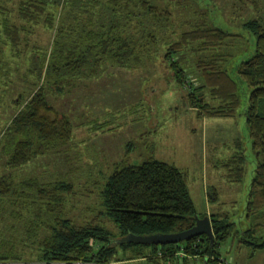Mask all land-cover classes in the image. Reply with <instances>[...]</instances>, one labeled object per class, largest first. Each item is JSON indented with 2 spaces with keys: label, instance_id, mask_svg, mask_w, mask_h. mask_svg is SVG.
Here are the masks:
<instances>
[{
  "label": "trees",
  "instance_id": "1",
  "mask_svg": "<svg viewBox=\"0 0 264 264\" xmlns=\"http://www.w3.org/2000/svg\"><path fill=\"white\" fill-rule=\"evenodd\" d=\"M167 4L162 9L155 0H0V83L11 81L12 65L19 66L22 49L28 63L21 78L26 87L10 100L14 114L0 131V156L6 159L8 169L16 170L64 146L71 139L72 125L67 116L59 115L50 105L48 93H62L64 87H72L73 80L99 75L107 63L122 69L144 67L165 44L162 58L175 84L188 88V105L199 117H234L241 103L235 77L248 90L244 117L255 159L244 212L249 225L241 233H233L235 226L224 215L211 214V244L202 235L178 244L119 245L117 240L129 234L183 232L195 225L196 217L206 216L197 214L184 173L156 159L139 165L117 163L106 179L100 191L102 214L113 223L116 235L98 223L77 226L63 217L64 195L73 190L65 180L42 184L28 178L15 183L12 174L2 176V202L14 206L19 199H32L39 210L37 218L44 208V223H50L46 236L35 243L34 232L41 226L33 220L24 228L25 245L39 264H110L137 259L153 264H186L188 258H206L208 263L219 264L217 247L233 235L250 248L251 255L264 249V20L247 21L242 32L221 27L212 18L210 24L195 21L189 31L166 43L173 11L180 8L182 0H167ZM57 8L56 18L53 10ZM63 9H67L65 16ZM31 26L55 31L49 52L29 46L26 35L31 34ZM240 42L246 43L245 50ZM236 46H240L237 55L232 51ZM191 56L201 83L198 87L185 70ZM27 78L35 82L31 84ZM0 106L4 109L7 102L0 99ZM244 162L241 152L235 171L228 175L230 182L241 181ZM211 191L207 199L210 204L217 203L218 194ZM12 261L21 262V258L13 256L10 249L7 253L0 251V264H14Z\"/></svg>",
  "mask_w": 264,
  "mask_h": 264
},
{
  "label": "rangeland",
  "instance_id": "2",
  "mask_svg": "<svg viewBox=\"0 0 264 264\" xmlns=\"http://www.w3.org/2000/svg\"><path fill=\"white\" fill-rule=\"evenodd\" d=\"M155 4L162 9L168 5L167 0H155ZM179 7L173 8V20L165 34L166 43L189 31L195 21L210 24L212 18V22L221 27L242 32L247 21L264 20V0H182ZM53 12L57 18L58 8ZM62 12L65 16L67 9ZM29 30L31 34L26 35L29 46L49 52L55 31L43 26H31ZM247 36L245 34L244 37ZM245 44L241 43L243 50L247 47ZM164 45L161 44L158 53L144 67L122 69L107 63L102 66L99 75L73 80L72 87H64L62 93H48L50 105L59 115H65L70 120L71 139L61 148L37 157L16 170L8 169L6 159L0 156V177L12 174L15 183L28 178L42 184L65 180L73 190L64 195L63 217L77 226L98 223L116 235L117 229L102 214L100 191L106 179L117 163L124 161L127 165H139L148 159H156L174 165L184 173L199 216L224 215L229 223L234 224L233 233L244 231L249 225L244 212L255 169L244 117L248 90L231 74L238 81L241 92V103L234 117H199L197 110L188 105V88L175 84L162 58ZM239 48L236 46L232 50L235 55ZM22 53V59H18L19 66L12 65L14 75L11 81L0 83V99L6 101L8 107L3 109L0 106V111H3L0 113V131L14 114V108L9 106L10 100L26 87L22 79L28 63L23 49ZM195 62L192 56L189 57L185 70L193 85L198 87L201 83L194 68ZM232 62L233 59L231 67ZM29 80L31 84L35 82L32 78ZM207 99H210L209 96ZM241 152L245 156L242 179L238 183L230 182L228 175L235 171L237 156ZM212 189L216 190L218 201L209 204L206 195ZM4 202L0 200L1 253L10 249L13 256L21 258V262L17 263L39 264L31 248L25 245L24 228L31 220L40 223L41 227L34 232L33 239L35 243L42 240L50 224L44 223L45 219L47 222V217L41 214L44 208L37 218L35 214L39 210L32 199H19L14 206ZM238 239L233 235L219 243V264H264V249L251 255L250 248L241 245ZM112 263L153 264L142 259ZM186 264L217 263H208L203 258L188 260Z\"/></svg>",
  "mask_w": 264,
  "mask_h": 264
},
{
  "label": "water",
  "instance_id": "3",
  "mask_svg": "<svg viewBox=\"0 0 264 264\" xmlns=\"http://www.w3.org/2000/svg\"><path fill=\"white\" fill-rule=\"evenodd\" d=\"M206 236L210 244L214 240L212 227L210 223V219L208 216L203 218L196 217L195 225L189 230L173 233V234H154L148 236H133L127 235L119 240L117 243H134V244H143V245H168V244H178L183 241H188L191 238Z\"/></svg>",
  "mask_w": 264,
  "mask_h": 264
},
{
  "label": "built area",
  "instance_id": "4",
  "mask_svg": "<svg viewBox=\"0 0 264 264\" xmlns=\"http://www.w3.org/2000/svg\"><path fill=\"white\" fill-rule=\"evenodd\" d=\"M54 264H95V263L85 262V261H74V262H70V263H67V262H58V263H54ZM111 264H114V263H111Z\"/></svg>",
  "mask_w": 264,
  "mask_h": 264
},
{
  "label": "crops",
  "instance_id": "5",
  "mask_svg": "<svg viewBox=\"0 0 264 264\" xmlns=\"http://www.w3.org/2000/svg\"><path fill=\"white\" fill-rule=\"evenodd\" d=\"M206 196H207V195H206ZM206 199H207V197H206ZM207 202H208V200H207ZM208 203H209V202H208ZM209 204H210V203H209ZM206 216H208V217H209V215H208V214H206ZM197 259H198V258H196V260H197ZM188 260L194 261L195 259L193 260V259H189V258H188ZM188 260H187V261H188ZM125 262H126V261H125ZM207 262H208V261H207Z\"/></svg>",
  "mask_w": 264,
  "mask_h": 264
}]
</instances>
